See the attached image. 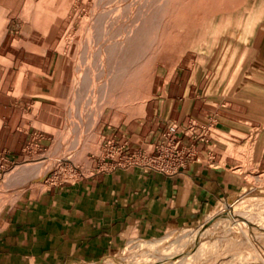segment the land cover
Instances as JSON below:
<instances>
[{"label": "crops", "instance_id": "0c3cea01", "mask_svg": "<svg viewBox=\"0 0 264 264\" xmlns=\"http://www.w3.org/2000/svg\"><path fill=\"white\" fill-rule=\"evenodd\" d=\"M67 1L0 0V169L50 147L68 125ZM255 28L170 72L139 114L111 112L75 178L20 196L0 218V264H93L200 227L264 189V21ZM172 124L177 146L193 148L176 171L124 165L154 154ZM108 143L124 155L107 157Z\"/></svg>", "mask_w": 264, "mask_h": 264}, {"label": "rangeland", "instance_id": "374dc122", "mask_svg": "<svg viewBox=\"0 0 264 264\" xmlns=\"http://www.w3.org/2000/svg\"><path fill=\"white\" fill-rule=\"evenodd\" d=\"M67 5L71 29L64 43L72 57L68 125L50 147L0 169V218L20 196L75 178L78 164L90 165L91 153L100 149L99 127L112 118L111 112L117 119L139 114L145 101L165 87L170 72L203 62L239 34L255 36L253 23L264 21V0H68ZM49 157L56 160L41 183L31 184L32 173L19 174ZM205 223L160 240L139 241L93 264H264V189L217 209Z\"/></svg>", "mask_w": 264, "mask_h": 264}, {"label": "built area", "instance_id": "2783aa9c", "mask_svg": "<svg viewBox=\"0 0 264 264\" xmlns=\"http://www.w3.org/2000/svg\"><path fill=\"white\" fill-rule=\"evenodd\" d=\"M177 129L176 124H172L168 128L164 136L165 139L159 143L157 151L154 154L143 156L140 161L137 157L127 156L124 160L126 163L124 165L141 164L145 167H152L167 173L176 171L186 160L193 156V148L191 146L179 148L172 140L171 136L177 132ZM125 151L126 146L124 145L117 146L108 143L106 156L113 158L116 155H124Z\"/></svg>", "mask_w": 264, "mask_h": 264}, {"label": "bare ground", "instance_id": "6f19581e", "mask_svg": "<svg viewBox=\"0 0 264 264\" xmlns=\"http://www.w3.org/2000/svg\"><path fill=\"white\" fill-rule=\"evenodd\" d=\"M123 2L126 1V0H122ZM133 2H131L132 4ZM128 4V2H127ZM125 5V4H123ZM129 5V4H128ZM130 6V5H129ZM132 7V6H131ZM130 7V8H131ZM117 7H115V10H116ZM119 8V7H118ZM124 9V8H123ZM59 159V157H57ZM61 159V158H60ZM55 158H52V157H49L48 159L45 158L44 160H40L38 162H35L34 164H30V165H27L26 167H23L21 169H19V174L22 175V174H29V173H32L34 175L33 177V180L34 182H32L30 180V182H32L31 184H36V183H41V178L44 177V173L45 171L51 167L54 163H55ZM50 170V169H49ZM23 176V175H22ZM27 176V175H26ZM20 184V183H19ZM29 184V183H28ZM28 184H24L23 186H20L19 188H17V190L20 191L21 188H23L24 186H27ZM19 192L17 191L16 193L15 192H12V194L10 195L9 198H15L16 195L18 194ZM232 206V205H231ZM234 216V212L232 210L231 214H230V217ZM205 232V231H204ZM185 236V235H184ZM196 237V236H195ZM184 239V238H183ZM195 239V238H193ZM180 240L178 241V244H179ZM201 249V247H198V249ZM180 251V247L178 248ZM198 251V250H197ZM196 253V252H195ZM179 254V253H178ZM186 257V256H185ZM183 258V257H182ZM180 259V258H179ZM185 260V259H184ZM177 261V260H176Z\"/></svg>", "mask_w": 264, "mask_h": 264}, {"label": "water", "instance_id": "95a60500", "mask_svg": "<svg viewBox=\"0 0 264 264\" xmlns=\"http://www.w3.org/2000/svg\"><path fill=\"white\" fill-rule=\"evenodd\" d=\"M226 215H227V214H226ZM210 224H211L210 222L205 223V224L199 229V231H201V230L207 228Z\"/></svg>", "mask_w": 264, "mask_h": 264}]
</instances>
